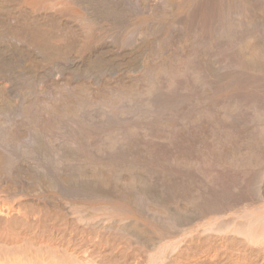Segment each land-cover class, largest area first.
<instances>
[{"label": "bare ground", "instance_id": "6f19581e", "mask_svg": "<svg viewBox=\"0 0 264 264\" xmlns=\"http://www.w3.org/2000/svg\"><path fill=\"white\" fill-rule=\"evenodd\" d=\"M0 264H264V0H0Z\"/></svg>", "mask_w": 264, "mask_h": 264}]
</instances>
